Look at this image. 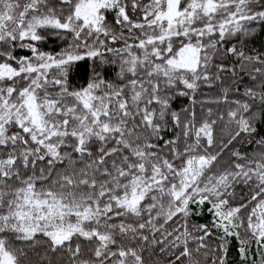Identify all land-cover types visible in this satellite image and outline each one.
<instances>
[{"label": "snow or ice", "instance_id": "obj_1", "mask_svg": "<svg viewBox=\"0 0 264 264\" xmlns=\"http://www.w3.org/2000/svg\"><path fill=\"white\" fill-rule=\"evenodd\" d=\"M0 264H264V0H0Z\"/></svg>", "mask_w": 264, "mask_h": 264}]
</instances>
